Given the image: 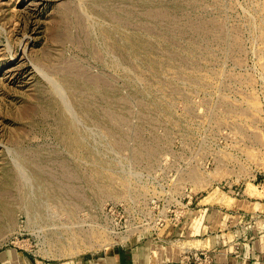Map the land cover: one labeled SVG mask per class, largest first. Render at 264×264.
Here are the masks:
<instances>
[{"label":"rangeland","instance_id":"374dc122","mask_svg":"<svg viewBox=\"0 0 264 264\" xmlns=\"http://www.w3.org/2000/svg\"><path fill=\"white\" fill-rule=\"evenodd\" d=\"M240 195L264 198V0H0V251L174 241Z\"/></svg>","mask_w":264,"mask_h":264},{"label":"crops","instance_id":"0c3cea01","mask_svg":"<svg viewBox=\"0 0 264 264\" xmlns=\"http://www.w3.org/2000/svg\"><path fill=\"white\" fill-rule=\"evenodd\" d=\"M231 201L230 206L218 207L204 202L189 213L180 227L170 230L174 241L156 242L144 237L100 254L69 259L15 248L0 251V264H196L183 260L184 249L207 252L209 264H264V219L248 233L238 226L247 222L242 212L264 216V198L240 195Z\"/></svg>","mask_w":264,"mask_h":264},{"label":"built area","instance_id":"2783aa9c","mask_svg":"<svg viewBox=\"0 0 264 264\" xmlns=\"http://www.w3.org/2000/svg\"><path fill=\"white\" fill-rule=\"evenodd\" d=\"M183 260L187 262L194 261L196 264H209L211 262V257L205 251L199 250H183Z\"/></svg>","mask_w":264,"mask_h":264}]
</instances>
